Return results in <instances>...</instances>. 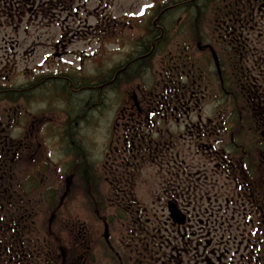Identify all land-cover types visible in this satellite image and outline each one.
<instances>
[{
    "label": "flooded vegetation",
    "instance_id": "obj_1",
    "mask_svg": "<svg viewBox=\"0 0 264 264\" xmlns=\"http://www.w3.org/2000/svg\"><path fill=\"white\" fill-rule=\"evenodd\" d=\"M37 1L0 0V19L57 2L41 0L36 10ZM161 5L145 23L149 43L111 65L96 88L122 90L143 82L147 62L165 65L152 70V91L139 82L134 105L97 124L107 142L100 158L83 144L90 125L42 130L58 154L38 158L29 138L39 134L24 128L14 137L0 122V213L23 222V237L5 243L6 264H264V0ZM3 62L0 86L9 81ZM140 182L158 193L138 196ZM73 206L104 229L114 221L116 260L105 254L100 262L91 231L70 223ZM32 218L49 222L51 236L34 235L40 252L28 261L22 251L33 242Z\"/></svg>",
    "mask_w": 264,
    "mask_h": 264
},
{
    "label": "rangeland",
    "instance_id": "obj_2",
    "mask_svg": "<svg viewBox=\"0 0 264 264\" xmlns=\"http://www.w3.org/2000/svg\"><path fill=\"white\" fill-rule=\"evenodd\" d=\"M164 1L173 0H57L54 7L49 3L40 7L42 1L38 0L35 8L40 7L38 12H30L23 5L25 14L20 19H0V47L3 48L0 63L4 60L2 68L9 76V81L0 88L32 95L26 101L22 97L13 104L4 99L0 101L1 127L10 126L14 137L24 128L32 131L29 135L39 134L37 139L34 135L29 138V148L32 143L31 149L37 151L38 158H45L49 152H54V157L58 152L42 136V130L74 122L90 125L92 128L82 133L83 144L94 158H100L107 142L97 124L104 128L110 121L118 120L126 105L128 108L134 105L131 96L139 95L140 84L146 83L148 93L152 91L151 81H156L153 72H161L165 65L157 61L159 58L153 59L152 65L147 62L151 70L145 73L143 82L131 81L122 90L96 88L106 80L111 65L125 61L132 54L136 57L150 36L145 23ZM39 143L43 144L37 148ZM50 174V180L56 179L55 173ZM157 190V186L145 187L140 182L134 193L145 197L148 192L158 193ZM144 203L151 205L149 200ZM69 220L76 231L80 225L91 231L100 262H106L105 254L115 257L114 221L109 222L111 253L103 238V224L90 211L73 206ZM60 233L63 237L70 235L64 230Z\"/></svg>",
    "mask_w": 264,
    "mask_h": 264
},
{
    "label": "trees",
    "instance_id": "obj_3",
    "mask_svg": "<svg viewBox=\"0 0 264 264\" xmlns=\"http://www.w3.org/2000/svg\"><path fill=\"white\" fill-rule=\"evenodd\" d=\"M149 42H146L143 46L140 47H145L146 44H148ZM9 92H5V89L2 87L0 88V101H2V99H4L6 102H9L11 104H13L14 102H16L17 100H19L20 98H22L21 95H19L21 92V90H8ZM15 94H17V96H15ZM25 101L27 100V97L24 99ZM77 159L78 161H80L82 168L85 167L84 162L81 160V155L78 156L77 155ZM47 212V211H46ZM44 212V213H46ZM15 217H11V216H6L5 214H1L0 213V264H6V241H8L9 238H11V240L15 239L16 237H23L21 232L22 226H23V222L20 221V218H17L14 220ZM36 218H32L31 220L35 221ZM38 222L37 220L35 221L33 227H32V231L30 232V229L27 230V233H31V235H33V242H28V245L25 249V251H22V254L28 258V261H31L30 259L32 258V256H38L37 254H34L35 252H40L37 251L40 247L38 244H36V240L34 235H36V233H41V236L43 238V236H51V233L48 232V223L47 221H45V219H41L39 218ZM30 234H27V236H31ZM92 241V238H91ZM45 242V241H43ZM77 243V246L81 245L84 247L82 241H75ZM16 244V243H15ZM45 244L44 246L47 245V243H43ZM48 246V245H47ZM92 246L94 247V243L92 241ZM98 247V246H97ZM47 250V249H46ZM112 254H109V258L108 260L110 261H114L116 260V258H112L111 257ZM38 259V257H36ZM41 262H45V260H47V256L44 255L41 256V258L39 259Z\"/></svg>",
    "mask_w": 264,
    "mask_h": 264
},
{
    "label": "water",
    "instance_id": "obj_4",
    "mask_svg": "<svg viewBox=\"0 0 264 264\" xmlns=\"http://www.w3.org/2000/svg\"><path fill=\"white\" fill-rule=\"evenodd\" d=\"M172 217L174 218V220L176 221V222H178V223H181V222H183V221H181L180 219H179V215H177L176 214V212L175 211H172ZM105 233H104V239H105V241H107V243L109 244V235H110V233H109V230H108V227H107V225L105 226Z\"/></svg>",
    "mask_w": 264,
    "mask_h": 264
}]
</instances>
